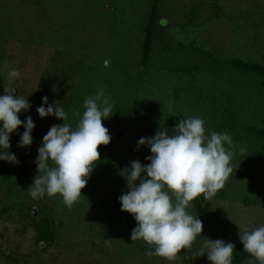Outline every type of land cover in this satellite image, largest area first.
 <instances>
[{
    "label": "rangeland",
    "instance_id": "rangeland-1",
    "mask_svg": "<svg viewBox=\"0 0 264 264\" xmlns=\"http://www.w3.org/2000/svg\"><path fill=\"white\" fill-rule=\"evenodd\" d=\"M154 2L0 0V95L9 72L19 70L10 86L31 105L19 118L35 124L30 146L18 147L23 125L10 134L7 151L19 163L0 160V264H211L198 257L206 240L227 243L264 226V137L257 131L264 128V76L233 62L264 65V0H157L146 59ZM101 89L113 105L103 120L111 141L99 147L79 200L69 208L60 195L33 199L27 189L38 148L52 125L64 123L39 116L42 98L57 102L74 130L84 100ZM193 117L204 120L206 137L231 136L233 171L209 201L190 202L186 211L202 221V234L168 261L131 240L137 222L118 198L128 191L124 169L150 163L149 146L138 140L161 127L171 135ZM43 218L54 233L47 244L38 241Z\"/></svg>",
    "mask_w": 264,
    "mask_h": 264
},
{
    "label": "clouds",
    "instance_id": "clouds-1",
    "mask_svg": "<svg viewBox=\"0 0 264 264\" xmlns=\"http://www.w3.org/2000/svg\"><path fill=\"white\" fill-rule=\"evenodd\" d=\"M19 76V70H11L9 86H4L0 95V149L3 150L0 160L16 164L19 163L16 156L7 151L11 147L10 134L23 125L25 131L18 147L30 146L35 127L30 116L24 121L19 118L22 111L31 107L28 99L13 94L15 87L10 83ZM42 100L36 109L39 116H55L64 123L52 125L44 135L35 161L37 175L27 190L33 199L45 194L60 195L71 208L86 187L93 165L100 159L99 147L111 141L103 120L112 116L113 105L102 89L95 96H88L83 114L76 113L79 120L73 130L65 122L67 113L57 102L49 105L46 96ZM204 123L199 117L181 119L171 135L161 127L154 137L140 138L137 146H149L151 155L146 159L150 163L145 165L135 160L130 169H124L128 191L118 198L121 211L130 213L137 222L131 240H143L154 246V252L146 253L149 256L173 261L182 249L192 246L202 234L203 224L186 209L200 195L209 201L224 187L233 171L230 162L235 146L231 136L213 131L206 137ZM239 151L243 154L246 150L241 147ZM239 239L243 251L258 264H264V226L251 231L245 228ZM234 249L235 244L231 242L208 239L198 257L206 255L211 264H232Z\"/></svg>",
    "mask_w": 264,
    "mask_h": 264
},
{
    "label": "trees",
    "instance_id": "trees-1",
    "mask_svg": "<svg viewBox=\"0 0 264 264\" xmlns=\"http://www.w3.org/2000/svg\"><path fill=\"white\" fill-rule=\"evenodd\" d=\"M156 1L157 0H155L153 8L151 10V13L149 15V23H148V26L146 29V34L144 36V41H143V43H144V49H143L144 50V57L146 59L148 56V51L150 48V42L152 39L155 24H156V13H157ZM233 62L240 67H244V68H248L250 70L258 71L264 76V65L260 66V65H256V64L244 63L243 61H240L239 59H234ZM257 131L260 134H262L264 137V128L259 129ZM193 201L198 204V198H195ZM31 216L33 217L34 215L31 214ZM38 228L40 229L39 237H38L39 242H43V243L47 244L48 241H51V239H53L54 233H53V229H52V222L49 219L43 218L42 220H40ZM230 242L235 244V249L233 251V256H232V264H242V262L248 258L252 259L255 262V264H258V262L255 261L254 257H252L247 252L243 251V244L241 243L239 238L234 237L231 239Z\"/></svg>",
    "mask_w": 264,
    "mask_h": 264
},
{
    "label": "water",
    "instance_id": "water-1",
    "mask_svg": "<svg viewBox=\"0 0 264 264\" xmlns=\"http://www.w3.org/2000/svg\"><path fill=\"white\" fill-rule=\"evenodd\" d=\"M165 21H163V23H164ZM13 94L14 95H16V88L13 90ZM34 214H35V212H34Z\"/></svg>",
    "mask_w": 264,
    "mask_h": 264
}]
</instances>
